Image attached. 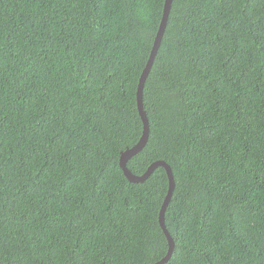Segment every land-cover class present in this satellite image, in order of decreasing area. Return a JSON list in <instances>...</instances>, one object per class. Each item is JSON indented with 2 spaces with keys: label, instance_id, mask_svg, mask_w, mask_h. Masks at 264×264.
Instances as JSON below:
<instances>
[{
  "label": "trees",
  "instance_id": "1",
  "mask_svg": "<svg viewBox=\"0 0 264 264\" xmlns=\"http://www.w3.org/2000/svg\"><path fill=\"white\" fill-rule=\"evenodd\" d=\"M164 0H0V264H151L157 166L130 182ZM166 162L162 264H264V0H172L144 81Z\"/></svg>",
  "mask_w": 264,
  "mask_h": 264
},
{
  "label": "water",
  "instance_id": "2",
  "mask_svg": "<svg viewBox=\"0 0 264 264\" xmlns=\"http://www.w3.org/2000/svg\"><path fill=\"white\" fill-rule=\"evenodd\" d=\"M171 3H172V0H164L162 17H161L158 29L156 31V34L154 36V40H153L147 61L145 63L144 68L142 69V72H141L139 80H138V85H137V90H136V104H137V110H138L140 119L142 121L141 135L135 144H133L130 147H126L124 150H122L120 152V155H119V166L122 169L125 177L130 182H142V181H144L157 166L163 167L165 169L166 174H167L168 188H167V192L164 196V199H163L161 206L159 208V211H158V223H159V226L161 227V229L165 235L168 247H167V251H166L165 255L162 256L159 260H157L151 264H162V263L166 262L170 258L172 251H173L174 241H173L171 235L169 234V232L165 226L164 211L166 209V206H167V204L171 198V195H172V192L174 189V178H173V174H172V170H171L170 166L166 162H164L163 160H155V161L151 162L147 166L146 170L141 174L132 173L130 171V169L127 167L126 163H127L128 159H130L132 156H134L136 153H138L142 149V147L145 145L147 138H148L149 122H148V118L146 115V111L143 107L142 91H143L144 81H145V79H146V77L150 71L152 64H153L155 55L158 51V48H159L164 30H165V26L167 23V18H168L169 10L171 7Z\"/></svg>",
  "mask_w": 264,
  "mask_h": 264
}]
</instances>
